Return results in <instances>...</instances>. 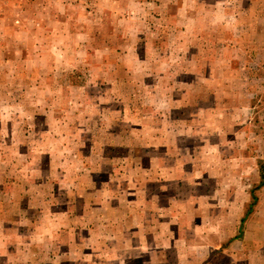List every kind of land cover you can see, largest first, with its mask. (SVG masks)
<instances>
[{"label": "rangeland", "instance_id": "1", "mask_svg": "<svg viewBox=\"0 0 264 264\" xmlns=\"http://www.w3.org/2000/svg\"><path fill=\"white\" fill-rule=\"evenodd\" d=\"M262 169L264 0H0V264H264Z\"/></svg>", "mask_w": 264, "mask_h": 264}, {"label": "crops", "instance_id": "2", "mask_svg": "<svg viewBox=\"0 0 264 264\" xmlns=\"http://www.w3.org/2000/svg\"><path fill=\"white\" fill-rule=\"evenodd\" d=\"M185 2V1H184ZM186 2H189V1H186ZM197 4V3H196ZM186 78V77H185ZM187 79V78H186ZM183 82H187V80H182ZM138 183H139V180L137 181ZM136 182V183H137ZM263 186H264V184H263ZM128 190H125V188L122 190V200H123V203H124V200H127L126 201V203H124L125 204V207H124V211H126V212H130V213H132L131 214V216L130 215H128L127 214V216H125V219H124V221H125V226H126V224H127V226L128 227H131V226H133V228L135 229V231H136V233H137V235H138V232L139 231H137V229L139 228V224H137V223H135V224H132V221H134V220H138V218H139V214H137V212H135V210H133V209H131V207L130 206H135V205H133V203H135L137 200H139V196H140V193H139V189H136V190H134V195L133 196H131V197H126L125 198V196L127 195V196H130V195H128L129 193L127 192ZM119 192V191H118ZM146 197L152 202V203H154V205L156 206V208H162V209H164V208H166V204H160L159 203V205H158V197L156 196V194L155 195H150V194H146L145 193V199H146ZM131 199L133 200V201H131ZM124 204H122V205H124ZM122 205H118L117 207H119V206H122ZM113 207V206H112ZM111 207V208H112ZM127 207V208H126ZM109 206H106V211H109V210H112L113 211V208L111 209ZM141 210V208L140 209H138V212ZM149 210H150V208H149ZM191 210H195L194 208H192ZM247 210V209H246ZM155 211V210H154ZM111 212V211H110ZM166 225H164V228L166 229V231L164 232V234H163V237H164V239H163V241L164 242H166L167 241V239L166 238H170L169 240H168V242L167 243H169V244H171L172 242L174 243L175 241H178L177 243H179V240H180V238H179V236L177 237H173L172 236V230H171V226H166ZM150 241V240H149ZM162 241V242H163ZM131 242L132 243H134V241L131 239ZM139 242H142L143 243V240H139ZM146 242H148V241H146ZM210 249V248H209ZM208 251V250H207ZM209 252V251H208ZM207 254V253H206ZM203 258H205V256H203Z\"/></svg>", "mask_w": 264, "mask_h": 264}, {"label": "trees", "instance_id": "3", "mask_svg": "<svg viewBox=\"0 0 264 264\" xmlns=\"http://www.w3.org/2000/svg\"><path fill=\"white\" fill-rule=\"evenodd\" d=\"M263 184H264V170L262 169V170H260V182H259V185L261 186ZM254 202H255V196L252 195V202L248 206L247 214L250 212L251 207L253 206Z\"/></svg>", "mask_w": 264, "mask_h": 264}]
</instances>
